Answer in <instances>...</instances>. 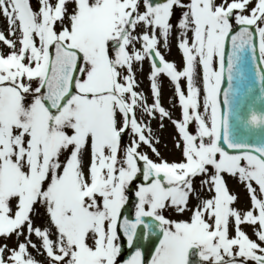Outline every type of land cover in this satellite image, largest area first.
Returning <instances> with one entry per match:
<instances>
[{"label": "snow or ice", "instance_id": "6c2138e0", "mask_svg": "<svg viewBox=\"0 0 264 264\" xmlns=\"http://www.w3.org/2000/svg\"><path fill=\"white\" fill-rule=\"evenodd\" d=\"M0 19V264H264V0Z\"/></svg>", "mask_w": 264, "mask_h": 264}, {"label": "rangeland", "instance_id": "374dc122", "mask_svg": "<svg viewBox=\"0 0 264 264\" xmlns=\"http://www.w3.org/2000/svg\"><path fill=\"white\" fill-rule=\"evenodd\" d=\"M0 25H3V20L2 19H0ZM170 58H173V57H170ZM145 84H147V82H145ZM169 95H170V92H169V89H168V86H167V81H165V89H164L165 102H167V99H168ZM164 136L167 138L168 132H165L164 133Z\"/></svg>", "mask_w": 264, "mask_h": 264}]
</instances>
